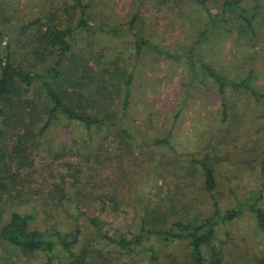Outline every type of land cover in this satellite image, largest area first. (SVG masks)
Here are the masks:
<instances>
[{
  "label": "rangeland",
  "instance_id": "obj_1",
  "mask_svg": "<svg viewBox=\"0 0 264 264\" xmlns=\"http://www.w3.org/2000/svg\"><path fill=\"white\" fill-rule=\"evenodd\" d=\"M81 1L90 4L91 22L125 24L137 12L139 21L134 30L173 54L187 49L206 20L197 0ZM222 1L209 0L208 7L214 6L216 11ZM76 2L0 0L1 27L8 36L0 43V50L9 39L15 59H22L28 69H43L52 63L51 57L44 55L45 52L39 54L43 55L42 59L33 57L26 46L40 25L45 29L48 25L58 24L61 28L74 29L73 51L83 52L89 64L87 68L103 75L105 82L94 90H123L128 74H132L127 108L122 107V98L117 97L110 106L113 115L109 120L117 123L118 128L135 132L136 139L132 147L122 146L114 134L116 130L110 125L102 149L117 155L118 158L113 160L120 159V152L133 154L126 159L132 169L130 174L136 172V182L126 183L122 173L114 169L110 178L120 173L123 177V183L118 184L122 190H117L119 206L101 209L97 201H86L84 205L81 203V208L91 215H99L114 228L132 232L139 230L141 217L152 204L162 206L169 213L170 221L183 222L210 215L214 201L222 211L233 208L238 202L248 204L256 199L264 208V98L261 103L256 102L247 92H233L228 88L223 101L226 104L224 116L222 101L212 80L199 74L193 84L187 85L189 69L185 64L148 49L137 57L131 32L115 37L88 35L75 29L79 16ZM243 5L247 9L258 6L253 19L254 33L243 32L235 23L230 30L225 28L218 34L209 33L202 46L206 60L215 69L231 79L242 78L251 72L254 86L264 93V0H245ZM31 21L35 23L19 35L20 28ZM104 58L111 59L110 65L105 66ZM31 90L40 89L34 87ZM41 97L39 92H34V98L44 102ZM49 132L36 151L33 167L26 170L31 174L32 183L25 185L21 193L27 192V195L20 200L14 199L15 192L2 195L1 210L7 216L13 209L29 212L35 206L39 211L32 227L71 229L78 218L71 213L74 201L81 191L90 189L97 173L94 171L82 177L78 174L76 185H73L75 174L78 166L85 162L86 153L92 154V149L97 150V146L90 147L92 143L84 138L82 127L65 119ZM167 132L168 144L154 143ZM62 146H65V152L56 160L54 156ZM198 160H205L213 169L214 198L204 189ZM56 188H63L60 192L72 196V203L64 201L67 207L59 205L49 215L52 206L60 202ZM78 220L83 224L82 216ZM217 238L218 246L223 249L221 264H258L257 259L263 260L264 264V233L256 229L249 211L220 227ZM87 240L90 242L87 248L95 250L90 264H149L145 253L122 254L111 244L91 237L89 232L81 237L76 250ZM221 240L225 242L223 245ZM154 246L158 264H194L188 259L185 242L156 240ZM205 255L208 262L210 255ZM68 262V257L56 248L54 264ZM44 263L45 257L41 253L24 255L9 245L0 244V264Z\"/></svg>",
  "mask_w": 264,
  "mask_h": 264
},
{
  "label": "trees",
  "instance_id": "obj_2",
  "mask_svg": "<svg viewBox=\"0 0 264 264\" xmlns=\"http://www.w3.org/2000/svg\"><path fill=\"white\" fill-rule=\"evenodd\" d=\"M76 1L79 16L75 29L88 35L110 34L115 37L122 36L124 32H131L137 57L144 49H148L174 59L176 63H182L183 66L185 64L189 69L187 85L193 84L199 74L202 78L212 80L218 89L224 116L226 104L223 101L228 88L233 92H247L256 102L263 101L264 93L254 86V76L251 72L239 79L226 77L206 60L202 46L209 38V33L218 34L225 28L230 30L235 23L243 32L246 33V30H249L254 33L253 19L256 17L257 5L247 9L243 5L245 0H223L219 9L215 11L214 6L208 7L209 0H197L206 15L205 24L187 49L173 54L168 48L151 43L134 30L139 21L137 12L125 24L110 25L105 21L91 22L90 4L83 3L81 0ZM1 22L0 43L7 36V32L1 27ZM34 23L35 21L29 22L17 33L20 35L27 26ZM73 32V28H61L58 24H52L45 29L40 25L37 33L31 34V40L26 46L28 51L33 57L41 59L43 55H39L40 52H45L44 55L50 56L52 60V63L50 62L40 70L28 69L22 59H15V51L10 49L9 39L3 50H0V244L9 245L24 255L41 253L45 257L44 264H54L56 248L68 257V264H90L89 259L92 256L95 257L93 247L87 248L90 242L88 243L87 240V245H82L79 250H76L80 245L81 237L84 238L89 232L91 237L111 244L122 254L145 253L149 264H158L157 250L154 246L156 240L185 242L188 259L194 264H221L223 249L218 246L217 238L220 227L236 221L249 211L253 216L256 229L264 233V208L259 205V199L248 204L238 202L233 208L225 211L220 210L214 201L210 215L186 222L170 221L169 213L164 211L162 206L154 207L152 204L146 208L140 220L139 230L135 232L114 228L99 215H91L81 208V203L84 205L86 201H97L101 209L106 206L113 208L119 206L117 190H122V187L118 186L119 183H123L122 175L126 183H131L133 180L136 182V172L130 174L132 169L126 159L133 154L125 155L124 152H120V159H115L117 160L115 163L113 159L118 158L117 155L106 150L104 152L102 142L109 133L110 125L116 130L114 134L121 140L119 143L126 148L132 147L136 133L130 129L129 132L118 128L117 123H111L109 120L113 115L110 106L114 105L117 97L122 98V107L127 108L132 74H128L123 90H94L99 89V85L105 82L103 75L94 72L92 68H87L89 64L84 59L83 52L80 54L79 51H73L74 45L71 43ZM110 61V58H106L105 66L110 65ZM65 84L67 88L63 89ZM34 87L40 90H31ZM36 91L42 95L44 102L34 98ZM61 119L81 126L84 138L86 137V140L92 143L90 147L97 146V150L92 149V154L86 153L85 162L78 166L73 185H76L78 174L80 177L94 171L97 174L95 173L90 189L81 191L77 200L74 201L76 203L71 213L78 218L72 228L59 229L48 226L41 230L32 227L31 224L37 218L39 211L37 207L32 206L29 212L13 209L4 216L5 212L1 210L4 201L2 195H11L15 192L13 197L16 200L27 195V192L21 193L25 185L32 183L31 174L26 170L33 167V160L42 139L51 133L49 131L52 128H56ZM168 135L169 132L164 138L154 140V143L168 144ZM65 149V146H62L56 152L54 156L56 160L63 156ZM103 155L104 157L101 158ZM196 162L202 169L204 189L214 198L216 180L213 169L205 160ZM114 169L122 175L120 173L115 178H110L109 175ZM55 191L60 202L52 206L49 215L57 210L59 205L65 207L64 201L72 203V196L68 197L66 192H60L63 188H56ZM81 216L84 219L83 224L78 223ZM224 243L223 240L220 241V244ZM206 253L210 255L208 262ZM257 263L262 264L263 260L257 259Z\"/></svg>",
  "mask_w": 264,
  "mask_h": 264
}]
</instances>
